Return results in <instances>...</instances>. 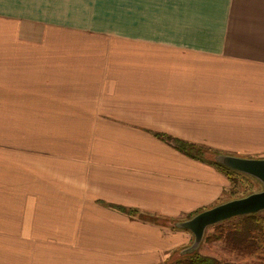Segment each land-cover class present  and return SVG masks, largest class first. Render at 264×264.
<instances>
[{
	"label": "crops",
	"instance_id": "obj_1",
	"mask_svg": "<svg viewBox=\"0 0 264 264\" xmlns=\"http://www.w3.org/2000/svg\"><path fill=\"white\" fill-rule=\"evenodd\" d=\"M162 133L264 157V0H0V264H161L230 181ZM217 153V154H218Z\"/></svg>",
	"mask_w": 264,
	"mask_h": 264
},
{
	"label": "trees",
	"instance_id": "obj_2",
	"mask_svg": "<svg viewBox=\"0 0 264 264\" xmlns=\"http://www.w3.org/2000/svg\"><path fill=\"white\" fill-rule=\"evenodd\" d=\"M156 136L192 158L204 160L205 158L202 157V154L208 152L214 156L218 153V151L213 149L188 143L162 133H156ZM205 161L214 165L228 178L230 181L229 189L231 190V199L243 197L252 193L248 188H245L244 191L247 190V192L240 193V196H238L239 191L237 190L243 178L245 182V178L252 177L225 167L215 160ZM248 184L253 186L252 183ZM114 208L132 217H139L146 222L157 224L169 222L168 225H170L172 229L182 230L173 226L172 223L177 221L175 218L165 219L160 215L126 209L121 206H114ZM193 215L194 214L188 215L186 219ZM209 228L212 229L206 232L202 243L207 244L209 247H212L214 243H221L220 255H207L199 253L198 251L192 254L181 255L179 254V250L182 248H180L176 250L167 261L161 264H264V215L261 214V212L231 218L210 226Z\"/></svg>",
	"mask_w": 264,
	"mask_h": 264
},
{
	"label": "water",
	"instance_id": "obj_3",
	"mask_svg": "<svg viewBox=\"0 0 264 264\" xmlns=\"http://www.w3.org/2000/svg\"><path fill=\"white\" fill-rule=\"evenodd\" d=\"M214 160L225 167L254 178L261 184V189L243 197L220 202L190 218L174 221L173 226L189 231L193 235L192 242L179 250L181 255L196 252L210 226L238 216L264 211V157L248 158L218 153L214 156Z\"/></svg>",
	"mask_w": 264,
	"mask_h": 264
},
{
	"label": "rangeland",
	"instance_id": "obj_4",
	"mask_svg": "<svg viewBox=\"0 0 264 264\" xmlns=\"http://www.w3.org/2000/svg\"><path fill=\"white\" fill-rule=\"evenodd\" d=\"M206 154V155H205ZM205 154H202L201 156L203 157V158H205V159H212V160H214V156H213V154H210V153H208V152H206ZM248 178V177H247ZM245 178L246 180H245V182H244V178L242 179V182H241V184L239 185V189H238V187H237V190L239 191V194H238V196H240V193H245V192H247V190L246 191H244V189L245 188H248V190H250L251 192H255V191H258V190H260L261 189V184L257 181V180H255L254 178L252 179V178ZM250 181V182H249ZM248 183H252V185L253 186H251V185H249ZM230 193H231V190L230 189H228L227 191H226V195H225V199H224V201H226V200H230L231 198H230ZM261 214H263L264 215V211L263 212H261ZM177 220H181V219H177ZM164 223H166V222H164ZM169 223V222H168ZM167 223V224H168ZM211 229L212 228H209L208 230H207V232L208 231H211ZM199 253H203V254H207V255H220L221 254V243H214L213 244V246L212 247H209L207 244H205V243H202L201 244V246L198 248V250H197Z\"/></svg>",
	"mask_w": 264,
	"mask_h": 264
}]
</instances>
